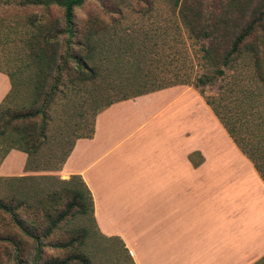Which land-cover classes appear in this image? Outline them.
Instances as JSON below:
<instances>
[{
	"label": "trees",
	"instance_id": "1",
	"mask_svg": "<svg viewBox=\"0 0 264 264\" xmlns=\"http://www.w3.org/2000/svg\"><path fill=\"white\" fill-rule=\"evenodd\" d=\"M84 3L85 0H0L2 8L41 10L7 20L0 18L2 42L16 43L19 47L15 57L0 60V71L9 75L12 84L0 104V119L12 111L11 102L22 88L29 89L31 97L28 112H16L11 120L0 123V164L10 150L18 149L28 155L26 171L60 170L77 139L93 136L100 111L121 100L188 84L200 90L264 179V0H174L187 33V37L179 34V42L186 45L184 40L191 39L200 44L204 70L197 76L187 74L174 80L141 72L149 69L144 63L152 59L153 50L144 42L143 55L137 56L130 66L136 71L133 77L120 76L114 82L110 78L119 68L122 48L127 42L122 44L119 36L116 45L120 46L115 52L107 39L106 26L94 19L79 26L77 9ZM243 68L249 69L250 76ZM227 69L234 71L229 80ZM220 80H227L225 88L221 86L216 95L205 94L207 87ZM60 94L74 108L80 102L83 120L87 119L88 106L94 108L88 132L78 133L70 140L69 147L55 163L57 150L71 136L69 130L51 134L53 127L58 129L53 105ZM39 115L40 122L15 124L9 130L13 120L25 121L29 116ZM48 145L52 148L48 155L51 164L46 167L35 164ZM40 178L44 183L52 180V184L58 180L62 186L47 187L40 181L35 187L37 177L32 175L0 177L1 250L15 264H92L89 255L79 247L86 228L76 235L58 236L49 242L64 222L78 214H89L96 225L94 199L88 184L79 174L66 179L46 174ZM46 247L67 249L68 253L64 257L52 255L43 262Z\"/></svg>",
	"mask_w": 264,
	"mask_h": 264
},
{
	"label": "crops",
	"instance_id": "2",
	"mask_svg": "<svg viewBox=\"0 0 264 264\" xmlns=\"http://www.w3.org/2000/svg\"><path fill=\"white\" fill-rule=\"evenodd\" d=\"M11 87L9 75L0 71V104ZM174 89L121 100L100 111L93 136L77 139L60 177H83L100 234L120 238L136 264H253L264 253V216L243 213L237 186L228 200L225 177L218 165L212 166L218 152L189 145L190 136L179 134L177 110L140 107L144 99ZM196 150L202 155L197 164L192 158ZM27 160L24 151L10 150L0 176L29 173ZM231 160L226 162L235 175ZM255 170L261 189L255 190L260 200L254 205L263 206L264 179Z\"/></svg>",
	"mask_w": 264,
	"mask_h": 264
},
{
	"label": "rangeland",
	"instance_id": "3",
	"mask_svg": "<svg viewBox=\"0 0 264 264\" xmlns=\"http://www.w3.org/2000/svg\"><path fill=\"white\" fill-rule=\"evenodd\" d=\"M34 12L41 13V10L32 7H0V18H5L7 20L16 15L25 16ZM55 13L57 14V12ZM89 19L97 20L102 26L107 27V39L112 42L115 52L119 50L118 47L120 45H116L119 43V36H122L120 40L122 44H124V41L131 43L129 45L126 43L124 49L122 48V61L119 63V68L113 71L110 78L111 82L118 81L120 76L133 77L136 71L130 66L133 65L137 56L143 55L142 49L144 46L142 47V44L144 42L147 43L149 47H153V50L151 51L152 59L144 63V66L147 65L149 69H145V71L141 72L148 71L151 76L155 74L159 77H166V80H174L177 76L185 77L187 74L194 77L204 70L200 44L188 38V40H184L187 42L186 45L180 44L179 42V34L181 33L187 37V33L179 17V8L176 7L174 0H85V3L77 9L78 25L86 26L89 23ZM3 38L2 32L0 31L1 61L7 59V57H15V52L19 48L17 46L18 44L15 45L16 43H3ZM179 59L183 61L180 63ZM243 71L250 76L248 68H243ZM233 72V70L227 69V80L233 76ZM26 75L27 72L24 73V76ZM227 80H220L216 85L207 87L205 94H218L221 86L224 88L226 87ZM173 86H176L177 89L146 98L141 101L140 107L143 108V110H149V108L158 109L163 106H168L169 111L173 109V113L177 110L179 117V134H188L186 136H190L191 143H189V145L191 146L193 142L196 146H198L197 144H201L206 150L210 149L212 154L213 152H218L217 155L215 153L212 156L216 159L215 161L217 163L213 162L212 166L218 165L217 167L221 169L220 176L222 180H224L225 177L227 190H229L228 200L233 197V194L230 193L232 188L237 186L238 194L236 198L241 200L237 202V204L243 206V213L264 216V204L263 206H261V204L254 205L255 199L260 200L255 190L259 193L261 188L257 186L258 180L256 177L259 175L253 165L233 142L211 107L206 103L205 97L198 88L188 84H177ZM28 90L29 89L24 87L21 92L15 96L11 102L12 111L5 117L3 116L0 119V123L11 120L12 114L16 112L26 113L30 110L29 105L31 97L30 90ZM77 105L79 106H75V108L70 106L63 94L57 96L56 102L53 105L54 116L56 118L55 122L58 124L55 126H58V129L56 130V127L52 128V136L58 134L60 130H69L71 133V136H67L64 140L62 147L57 150L58 157L55 159V163H58L59 159H61V152L67 150L69 147L70 140L78 133L85 134L88 132L89 121L91 120L90 114L94 107L93 105L88 106L87 109L89 112L87 119L83 120L79 101ZM143 114L144 112L140 111V118H142ZM41 117V115L37 117L29 116L25 121L22 119H15L10 124L9 130H11L15 124L22 125L24 122L33 120L40 122ZM192 135L195 141H192ZM51 150V145H48V149L47 147L43 149L44 152L41 158L39 157L40 160L35 164L39 163L42 167L49 166L51 162L49 161L50 157L48 158V155ZM200 152L196 150L192 156L196 164L202 159ZM228 158L229 160L232 159L235 161L234 164L232 163L233 170L237 171H234L235 175L232 169L229 170L230 168H228L226 162ZM237 159L239 162H237ZM224 170L226 173H224ZM59 171L60 170L28 171L29 173L22 175L37 177V179L34 180V186L36 187L40 181L42 182L40 176H45V174L61 178ZM1 182L0 180V187L3 185ZM42 184L47 187L53 185V188L62 186L58 180L54 181L53 184L52 180H48L45 183L42 182ZM262 200H264L263 196ZM83 228H86L87 231L85 236L81 237L83 244L79 247L80 250L85 251L89 255L92 264H133L131 259L132 255L125 247L124 242L118 237L102 236L89 214H78L70 218L67 222H64L58 234L50 236L49 242L53 241L58 236L69 237L71 234L76 235L77 231H82ZM67 253V249L46 247L43 255V262L52 255L64 257ZM257 257L258 259L254 260L253 264H264V259L258 263L261 258H264V253ZM0 264H15L14 261H9L1 248Z\"/></svg>",
	"mask_w": 264,
	"mask_h": 264
}]
</instances>
